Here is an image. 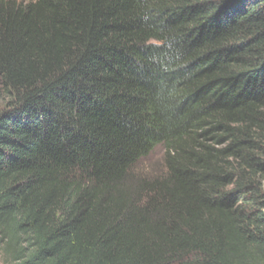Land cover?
I'll return each instance as SVG.
<instances>
[{
    "label": "trees",
    "instance_id": "trees-1",
    "mask_svg": "<svg viewBox=\"0 0 264 264\" xmlns=\"http://www.w3.org/2000/svg\"><path fill=\"white\" fill-rule=\"evenodd\" d=\"M0 238L10 264H264V0H0Z\"/></svg>",
    "mask_w": 264,
    "mask_h": 264
},
{
    "label": "rangeland",
    "instance_id": "rangeland-1",
    "mask_svg": "<svg viewBox=\"0 0 264 264\" xmlns=\"http://www.w3.org/2000/svg\"><path fill=\"white\" fill-rule=\"evenodd\" d=\"M164 154V148L162 145L157 146L154 151L149 155L147 159H145L139 167L140 172L142 175H151L152 173H160L161 170L163 171L162 166V157ZM138 170V171H139ZM0 264H10L8 260V256L5 254L4 251V242H1L0 238Z\"/></svg>",
    "mask_w": 264,
    "mask_h": 264
}]
</instances>
